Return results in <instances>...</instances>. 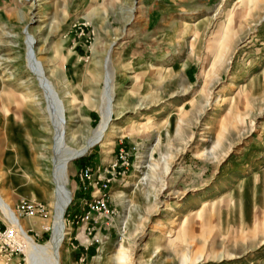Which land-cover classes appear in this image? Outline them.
I'll use <instances>...</instances> for the list:
<instances>
[{"label": "rangeland", "instance_id": "rangeland-1", "mask_svg": "<svg viewBox=\"0 0 264 264\" xmlns=\"http://www.w3.org/2000/svg\"><path fill=\"white\" fill-rule=\"evenodd\" d=\"M26 37L65 106L70 147L89 144L113 90L103 140L69 163L61 264H264V0H0V192L44 244L53 129ZM125 152L113 212L88 233L74 216L92 197L78 200L76 183L102 190H82L79 173L104 178ZM23 202L45 210L21 212ZM0 226L21 250L0 264H33L1 210Z\"/></svg>", "mask_w": 264, "mask_h": 264}, {"label": "bare ground", "instance_id": "bare-ground-1", "mask_svg": "<svg viewBox=\"0 0 264 264\" xmlns=\"http://www.w3.org/2000/svg\"><path fill=\"white\" fill-rule=\"evenodd\" d=\"M242 1V0H239ZM250 1V0H247ZM234 6L231 7L225 14V20L222 21L221 27L224 30L226 26V21H230L231 14L233 13ZM33 37H26L27 41V53H26V63L28 69L32 72L34 77L37 79L39 86L41 88L42 98L46 102V109L48 112V118L50 125L53 129V146H52V177L56 185V197H55V221L52 229L51 239L44 243L39 244L35 242L29 235L25 233V228L12 208V205L8 199L0 192V210L4 216L13 224V226L25 237V247L30 252V256L33 264H61V259L63 257V247L65 240H67V235H69V229L65 226L64 212L68 207L71 196L68 189V168L69 163L72 159L83 154L88 147L94 143L103 140L105 135V130L109 126L110 122V102L109 94L113 93L111 88L110 93L106 94L105 99L108 100L103 106V120L96 129V133L91 138L88 145L81 149H75L70 147L67 142L72 137V129L67 128L65 124V118L63 112L65 106L59 98L55 87L52 82L46 76L45 70L41 62L31 53V48L33 44ZM109 64V63H108ZM107 80L112 81V72L107 65ZM236 89V88H235ZM222 100V101H221ZM222 104H224L228 97L221 98ZM220 105V104H219ZM219 108V107H217ZM153 118L148 117L147 122H152ZM136 122H132L129 126H134ZM207 127V126H206ZM141 163V162H140ZM145 166H138V173H133V179L143 174L142 168ZM62 247V248H61Z\"/></svg>", "mask_w": 264, "mask_h": 264}, {"label": "built area", "instance_id": "built-area-1", "mask_svg": "<svg viewBox=\"0 0 264 264\" xmlns=\"http://www.w3.org/2000/svg\"><path fill=\"white\" fill-rule=\"evenodd\" d=\"M121 153H124L121 150ZM129 152H125V156H121L122 159H125L120 164L115 161L110 165L111 171L106 169V176L101 178V175L98 173L100 168L93 170L91 167H84L80 171V181L82 182V190L86 189L84 183H88L92 186L93 189L98 188L101 191L100 195L92 196L89 200H84L82 205V210L80 215H75L74 218L77 219L76 223L81 222L83 225L87 226L88 233L91 232L90 224L96 223L98 219H100L103 215H108L113 212L110 209L109 205V184L117 175H122L124 170H120V168L124 167L125 169L129 165L126 160V156ZM19 209L21 212L34 214L37 212H43L45 209L42 205H38L35 203L23 202ZM17 235L16 231L13 228L1 227L0 226V254L6 253L9 256L12 255L13 252H21V250L16 248Z\"/></svg>", "mask_w": 264, "mask_h": 264}, {"label": "crops", "instance_id": "crops-1", "mask_svg": "<svg viewBox=\"0 0 264 264\" xmlns=\"http://www.w3.org/2000/svg\"><path fill=\"white\" fill-rule=\"evenodd\" d=\"M77 182V181H76ZM98 194L97 190H93V192H83L78 190V185L76 183V189L74 192V196L77 197L78 200H81L83 198H91L92 196H96Z\"/></svg>", "mask_w": 264, "mask_h": 264}]
</instances>
